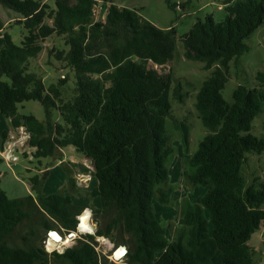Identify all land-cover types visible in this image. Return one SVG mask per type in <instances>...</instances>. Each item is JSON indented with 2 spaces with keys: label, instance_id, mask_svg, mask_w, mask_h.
<instances>
[{
  "label": "trees",
  "instance_id": "obj_1",
  "mask_svg": "<svg viewBox=\"0 0 264 264\" xmlns=\"http://www.w3.org/2000/svg\"><path fill=\"white\" fill-rule=\"evenodd\" d=\"M95 1L54 0L51 8L34 0H0L22 16L18 23L28 32L21 46L9 33L0 35V116L11 119L15 129L26 130L37 159L73 146L92 160L97 181L92 194L101 204L95 213L111 216L95 235L78 240L64 253L50 254L37 243L40 222L45 233H70L77 230L84 208L62 193L40 196L38 207L32 196L12 199L0 178V264H105L107 259L96 250V236L126 246V264H254L249 241L264 223V185L247 187L243 167L248 154L264 152V137L252 133V123L264 107V73L257 76L258 87H237L233 104L223 97L228 74L222 70L197 93L196 109L207 134L191 159L195 172L188 179L209 191L188 207L178 238L170 242L155 202L166 204L172 194L161 188L169 180L167 162L174 153L167 120L181 131L184 145L190 143L189 125L174 117L172 105V99L182 103L186 94L181 81L148 65L175 60L177 31L157 27L137 10L114 4L105 19L90 26ZM220 1L224 20L217 22L208 14L182 37L185 57L208 69L215 64L228 69L238 62L249 50L245 41L264 23V0ZM165 2L171 10L179 6L174 0ZM53 34L68 36L65 58L77 74L76 95L68 101L58 85L46 88L28 72L29 60ZM27 101L42 104L45 122L18 113V106ZM53 110L63 123L52 119ZM33 181L39 185L38 177ZM36 208L43 220L38 218L27 232L29 244L16 245L14 234Z\"/></svg>",
  "mask_w": 264,
  "mask_h": 264
},
{
  "label": "rangeland",
  "instance_id": "obj_2",
  "mask_svg": "<svg viewBox=\"0 0 264 264\" xmlns=\"http://www.w3.org/2000/svg\"><path fill=\"white\" fill-rule=\"evenodd\" d=\"M34 1L47 3L51 8H55L54 0ZM106 2L109 6L114 4L118 7L137 10L144 19L157 27L162 29L172 27L177 31L179 42L175 60L164 66L152 62L148 65L161 75L169 76L175 81H181L183 93L186 94L182 103L172 99V105L174 117L189 125L190 143L188 147L185 146L181 131L174 126L171 119L167 120L166 128L174 153L167 162L169 180L166 184L161 185V188L171 190L172 194H170L169 202L166 204L155 202L156 216L166 230L168 241L173 242L178 238L183 227V218L188 207L195 205L198 199L209 191L208 187L194 185L188 179V176L195 172V168L191 166V159L207 134V129L202 124L196 109L197 93L204 81L217 70L225 71L228 74V82L223 90V97L229 104L234 102L233 92L237 87L243 85L252 89L260 85L261 82L257 76L259 73H264V23L245 41L249 50L238 62H232L228 69L223 68L220 64H215L208 69L202 62L191 61L185 57L182 37L191 30L198 20L205 19L208 14H213L217 22L224 20L226 12L222 1L174 0L179 4L175 10H171L165 0H107ZM94 5L95 15L90 26L101 19H105L107 16L105 13L108 12L109 7L104 2L97 0ZM21 19L22 16L19 13L0 4V27L2 26L0 35L5 32L9 33L18 46L22 45L28 34L25 26L18 23ZM46 23L53 25V20H47ZM67 38L68 36L53 34L44 39L41 42V53L28 62V72L41 78L46 88L51 85H58L64 101L71 100L76 95L77 81L75 69L65 58L70 50ZM3 80L8 81L7 78ZM18 113L20 115H34L41 122H45L47 119L45 109L38 101H27L20 104ZM52 119L55 122L63 123L57 110H53ZM252 133L258 137H264V107L252 123ZM6 135L10 137H8L9 141H6ZM28 135L24 128L15 129L11 119L0 116V160L2 161L0 163V178L2 189L12 199L32 196L36 207L39 205L40 196L44 198L54 193L70 195L74 205L84 208L82 215L89 214V220L93 221L95 230L91 231L90 234L87 233L88 235H92V232L96 233L97 229L106 226L110 220V214L96 215L95 213V210L101 208V204L99 198L92 194L93 189L97 186L93 161L77 152L73 146L58 150L52 157L37 159L34 157L35 149L30 147L28 140L25 141V137ZM247 156V163L243 167L246 185L247 187L254 185L259 189L264 185V152L261 154L250 153ZM35 177L39 179L37 186L33 181ZM34 211L31 219L21 224L14 234L13 240L16 245L26 246L29 244L30 242L24 239L27 232L30 231L31 226L37 224L39 219L43 220L39 210L36 208ZM38 229L40 230V238L37 243L45 245L48 243V233H45L41 222ZM96 238H98L96 242L102 255L101 258L107 259L105 264H126L127 256L123 259L115 258V250L119 246H116L111 239L99 236ZM76 244L77 239L74 242L66 240L58 248L64 250L67 246L72 247ZM249 246L254 251V264H264V223L252 235Z\"/></svg>",
  "mask_w": 264,
  "mask_h": 264
},
{
  "label": "built area",
  "instance_id": "obj_3",
  "mask_svg": "<svg viewBox=\"0 0 264 264\" xmlns=\"http://www.w3.org/2000/svg\"><path fill=\"white\" fill-rule=\"evenodd\" d=\"M105 14L107 15L108 12L106 11ZM29 139H30V135H28V137H25V141L28 140V142H29ZM13 159H15V157H13ZM82 216L83 215L78 217L79 221H78V225H77V230L76 231H73V232H70V233H66V232H62V231L52 230V231L48 232V237H47L48 243L45 244V248H46V250L49 253H53L54 251H57L58 253H64L68 248H71V246H67L64 250H60V248H58V246H60V244L63 241L67 240L68 242H74L77 239V242H78V240L83 239L84 237H86L88 235L87 233L90 234L91 231L95 230V226L93 225V221H90V220H89L90 231L89 230H87V231L80 230L81 217ZM53 234H57L60 237V240L55 239L53 237ZM91 234L95 235L96 233L92 232ZM97 239L98 238H96V240ZM97 246H96V250L99 252ZM120 248H124V247L123 246L117 247L116 250H115V254L117 253V251H119ZM124 249H125V253L119 259H123L125 256H127L128 250L126 249V247ZM115 254H114V256H115Z\"/></svg>",
  "mask_w": 264,
  "mask_h": 264
},
{
  "label": "bare ground",
  "instance_id": "obj_4",
  "mask_svg": "<svg viewBox=\"0 0 264 264\" xmlns=\"http://www.w3.org/2000/svg\"><path fill=\"white\" fill-rule=\"evenodd\" d=\"M89 219H90L89 214H83V216L81 217L80 230H83V231L89 230L90 231ZM53 237L57 240H60V237L57 234H53ZM124 253H125V249L120 248L119 251H117V253L115 254V258L119 259L120 257H122L124 255Z\"/></svg>",
  "mask_w": 264,
  "mask_h": 264
},
{
  "label": "crops",
  "instance_id": "obj_5",
  "mask_svg": "<svg viewBox=\"0 0 264 264\" xmlns=\"http://www.w3.org/2000/svg\"><path fill=\"white\" fill-rule=\"evenodd\" d=\"M98 2H104L106 5H108L109 6V4L106 2L107 0H97ZM120 8H123V7H120ZM171 27V26H170ZM166 29H168V28H166ZM9 136L8 135H6L5 136V139H6V141H9V138H8ZM8 143V142H7Z\"/></svg>",
  "mask_w": 264,
  "mask_h": 264
}]
</instances>
